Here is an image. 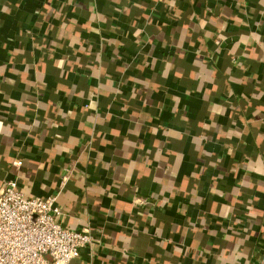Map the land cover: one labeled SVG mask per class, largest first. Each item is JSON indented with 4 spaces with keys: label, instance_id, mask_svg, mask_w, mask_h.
<instances>
[{
    "label": "crops",
    "instance_id": "obj_1",
    "mask_svg": "<svg viewBox=\"0 0 264 264\" xmlns=\"http://www.w3.org/2000/svg\"><path fill=\"white\" fill-rule=\"evenodd\" d=\"M257 110L264 0H0V189L97 237L73 264H264Z\"/></svg>",
    "mask_w": 264,
    "mask_h": 264
},
{
    "label": "built area",
    "instance_id": "obj_2",
    "mask_svg": "<svg viewBox=\"0 0 264 264\" xmlns=\"http://www.w3.org/2000/svg\"><path fill=\"white\" fill-rule=\"evenodd\" d=\"M62 215L56 195L28 196L7 181L0 189V264H73L98 239L64 226Z\"/></svg>",
    "mask_w": 264,
    "mask_h": 264
},
{
    "label": "trees",
    "instance_id": "obj_3",
    "mask_svg": "<svg viewBox=\"0 0 264 264\" xmlns=\"http://www.w3.org/2000/svg\"><path fill=\"white\" fill-rule=\"evenodd\" d=\"M251 80L253 83H256V84L259 82L258 80H256L255 78H252V77H251ZM252 117L254 119H256L258 122H261L262 124H264V111L257 110V111H255V113L253 114ZM163 205H165V204H163Z\"/></svg>",
    "mask_w": 264,
    "mask_h": 264
}]
</instances>
